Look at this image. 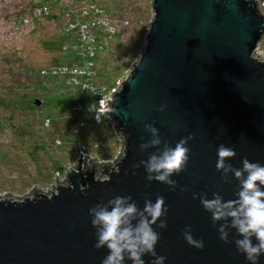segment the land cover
Listing matches in <instances>:
<instances>
[{
    "label": "water",
    "instance_id": "1",
    "mask_svg": "<svg viewBox=\"0 0 264 264\" xmlns=\"http://www.w3.org/2000/svg\"><path fill=\"white\" fill-rule=\"evenodd\" d=\"M151 11L136 63L118 92L105 99L116 109L109 115L123 145L121 156L102 168L104 178L95 177L97 163L83 172L80 155L78 172H69L49 195L0 199V264H101L109 253L106 246L94 247L89 209L116 196H131L140 209L146 199L154 203L163 196L166 213L153 229L164 264H250L237 251L235 240L242 237L228 229L229 242L222 241L218 229L224 221L213 226L200 196L238 198L234 173L225 183L216 170L221 144L236 152L226 160L236 169L245 158L264 165V61L254 55L264 17L254 0H151ZM145 124L158 129L161 150L165 143L174 148L182 138L194 137L186 145L185 170L170 177L175 190L149 183L143 165L133 167L157 153L155 147L140 150L152 138ZM161 220L166 228L159 227ZM188 226L194 239L203 240V249L184 239ZM252 242L258 243L255 237ZM142 259L152 264L154 257ZM124 264L133 262L125 258ZM258 264H264V254Z\"/></svg>",
    "mask_w": 264,
    "mask_h": 264
},
{
    "label": "rangeland",
    "instance_id": "2",
    "mask_svg": "<svg viewBox=\"0 0 264 264\" xmlns=\"http://www.w3.org/2000/svg\"><path fill=\"white\" fill-rule=\"evenodd\" d=\"M43 1L45 0H0V98L11 103L13 98L21 101L19 109L13 112L10 103L7 110L0 107V111H5L0 112L1 115L8 116L0 127V152L5 155L0 160V199H26L35 195V192L49 195L56 186L62 184L66 170L76 162L78 150L87 146V152L93 154L96 149L91 137L98 132L94 138L101 140L104 133V129L101 132L88 124L83 133L86 136L84 144H78L79 148L75 149L69 143H74L77 139L71 134H75L77 116L59 114L62 119H50L49 122L47 115L52 110L56 112L57 107L48 106L37 110L30 107L31 112L25 109L29 100L34 97L38 101L53 103L47 98L62 96L63 91L68 90L62 83L63 78L61 80L60 77L42 75V71L51 69L56 64L72 63L67 61L72 60V52H64L63 46L73 45L78 38L77 33L62 32L66 19L62 20L60 16L63 8L60 4H51L52 17H49L50 14L46 15L47 18L34 16V6ZM101 1L110 11L108 17L117 28V37L114 42L104 43L103 51L98 55L99 76L101 72L109 71L111 66L125 63V49H131L137 38V34L133 32L135 24L140 23L146 27L140 39L141 48L136 50V58L129 63L122 76L116 79L120 80L127 75L142 51L145 34L152 20L151 2L148 18L141 19L143 17L140 11L131 7L126 9L132 0ZM64 3L63 1L62 5ZM21 17L29 19L28 25L17 28L16 23ZM257 54L264 56V44L258 47ZM49 130L52 132L48 133ZM57 136L62 137H59V142L64 140L67 144L59 146L56 139L55 144L60 148L54 147L53 141ZM107 143L101 144V151H105ZM98 154L96 155L99 156ZM58 165L63 167L62 172L55 173Z\"/></svg>",
    "mask_w": 264,
    "mask_h": 264
},
{
    "label": "clouds",
    "instance_id": "3",
    "mask_svg": "<svg viewBox=\"0 0 264 264\" xmlns=\"http://www.w3.org/2000/svg\"><path fill=\"white\" fill-rule=\"evenodd\" d=\"M164 107L161 106L159 110L164 111ZM97 111L96 118L99 120L100 115L113 113L116 109L101 99ZM144 127L151 133L152 138L142 143L140 150L146 151L155 147L157 153L133 167L139 168L143 165L148 173L146 179L149 183L155 180L175 190L177 182L170 177L185 170L189 160V148L186 145L194 137L190 134L182 138L174 148L165 143L161 150L159 146L162 141L158 129L153 124H145ZM217 154L216 170L221 172L222 180L228 183L229 173H234L235 179L239 181L240 189L236 193L238 198L224 201L218 193H213V198L208 199L205 193L200 196L201 204L211 213L214 227L217 222L224 221L218 229L220 239L228 243V229H235L237 235L242 237L235 240L237 251L244 254L250 264H258L259 257L264 254V165L249 162L245 158L242 160V169L234 168L226 160L234 158L236 152L223 144L218 147ZM164 203L163 196H157L154 203L146 199L143 209H140L131 196H116L107 204L101 202L89 209L91 224L96 229L97 236L94 247L101 249L106 246L109 253L101 264H124L125 258L133 264H145L142 259L145 254L154 257L152 264H164L166 257L158 256L155 251L159 234L153 229L157 220L166 213ZM159 227L166 228V222L161 220ZM191 232V227H186L183 232L184 239L189 245L203 249V240L194 239ZM253 237L258 243L253 244Z\"/></svg>",
    "mask_w": 264,
    "mask_h": 264
},
{
    "label": "trees",
    "instance_id": "4",
    "mask_svg": "<svg viewBox=\"0 0 264 264\" xmlns=\"http://www.w3.org/2000/svg\"><path fill=\"white\" fill-rule=\"evenodd\" d=\"M63 1L65 3L62 5ZM99 1H100V3H99ZM101 2H102L101 0H82V1L45 0V1L41 2L36 7H39L42 5L46 6L47 15L49 16V14H50L49 17H52L53 12H51L52 11L51 4H53V3L60 4L63 7L61 9L62 11L60 12V16H61L62 20L66 19V21L69 20L71 22H74V21L82 22V21L87 20V18H83L81 16L82 9L88 7L89 5H93V6H96L97 8H99L101 11H103L104 17L107 18L108 20H110L108 17L110 11L105 6H103L101 4ZM149 2H151V0H132V3L128 4L126 6V9L128 10L129 7L133 8V9H137V11L141 12V15L143 17L141 19H147L148 15H149V8H150ZM36 7L34 6V8H36ZM143 7H145V9H143ZM45 17L47 18V16H45ZM111 23H113V20L111 21ZM65 24H66V22L63 25L65 26ZM135 25L136 26H135V28H133V32L137 34V38L134 39L133 47L131 49H125V60H126L125 63H123L121 65L118 64L117 66H111L109 68V71L105 70V71L101 72V76H99L100 74L97 70V58H98L99 53L103 51V45L105 43L103 39L105 38L106 34H104L102 28L95 30V32H96V37H95V43L96 44L95 45L96 46H95V51H94V57L91 59L92 64H93L92 69L95 73V78H94L93 84L98 88H104L105 89L104 94L110 93L111 89H113L115 87L116 82L118 81L116 79H118L119 77L122 76L125 69L128 67L129 63L131 61H133V59L136 58V50L141 48L140 39H141L144 31L146 30V27H145V25H140V23H137ZM115 29H116L115 34L112 36L110 41H108L106 43L114 42L115 38L117 37V28H115ZM62 32L64 34L69 33V32H64V30H62ZM261 44H264V42H262ZM77 45H79L78 38L75 39V43L73 45L63 46L64 52H68V51L72 52V54H73L72 60H67V61H71L72 63L69 62V64H56V65H53L55 67L52 66V68H51L52 70L51 69H48V70L53 71L55 69H60L63 67H71L72 65H75L76 64V53L74 51V48ZM45 71H47V70H45ZM47 75H50V74H47ZM53 78H56V77H53ZM60 79L63 80L64 78L62 79V77H60ZM64 81H65V79H64ZM64 81H62L63 84H65ZM64 86L68 90H64L63 93L61 94L62 96H59V97L58 96H56V97L51 96L52 98H50V97L47 98V100L49 102L53 101V103L40 101L41 105L39 106V105H37V102H36L37 98L34 97V98H32V100H29V104H27L28 106H27V108H25L26 111L31 112V110H29L30 107H32V109L37 110V109L46 108L48 106H55V107H57L56 109H58V110L56 112H53L55 110H52L50 115H52L53 117L50 115H47L49 118V122H51L50 119H52V120L62 119L61 117H59V114H62L63 116H65V114H68V115L73 114V115H75V117L77 116L76 121L78 123L75 125V130H76L75 134H73L71 132V134L74 135V137H76L77 139L74 143L73 142L69 143V145L74 146L75 149L79 148L78 144H81V143L84 144L83 140L86 136H84L83 133L87 130L86 127L88 124L95 129H99L100 131L102 129H104L103 130L104 133L101 135V140L94 138V137H97L98 132H95L96 135L94 137H91V139H94V141H92L93 147L96 146V148H97L96 150H94L95 151L94 155L98 154L97 152H99V154H98L99 156H97L99 159L111 160L117 154V151L120 147L121 141H120V138L114 134V132L111 128V124L108 122V120L106 118H104V116L100 115L99 122H97L96 121L97 120V118H96L97 114L93 111H90L91 106H93L95 108L98 107L100 96H98V97L95 96L94 98H92L91 96L83 93L81 91L80 87H78V86L69 87L66 84ZM12 102L13 103H11V101L6 102L4 99L0 98V107L2 106L3 110L4 109L7 110L6 107L10 103V105H12L11 106L12 112L15 110H18L19 106H21V101H19L18 98H13ZM79 107H80L79 111H76V110L73 111L72 110L73 108L78 109ZM0 112L4 113L5 111H0ZM7 117L8 116H5V115L2 116L0 113V127L4 124L3 122H4V120L6 121L5 118H7ZM79 123H81V126H79ZM51 132H52L51 130L48 131V133H51ZM59 137H61V136H57L55 138V140L53 141L54 147H56V148H60V147L56 146L57 144H55L56 139H58L57 143L59 146L60 145L63 146V143L67 144L64 140H63V142H59ZM77 141H79V142H77ZM103 143H107L105 151L100 150L101 144L103 145ZM85 145H86V143H85ZM101 152H105V154L102 155ZM4 158H5V155L0 152V160L4 159ZM62 168L63 167L58 165V167L56 168V170L54 172L60 173V172H62Z\"/></svg>",
    "mask_w": 264,
    "mask_h": 264
},
{
    "label": "built area",
    "instance_id": "5",
    "mask_svg": "<svg viewBox=\"0 0 264 264\" xmlns=\"http://www.w3.org/2000/svg\"><path fill=\"white\" fill-rule=\"evenodd\" d=\"M76 1H82V0H76ZM254 1L257 3L258 9L264 17V0H254ZM46 15H47L46 6L42 5V6L36 7L34 16L45 17ZM81 16L83 18H87V20L82 21V22H77V21L71 22L67 20L64 26L65 32H73L75 34L77 33L78 35L79 45H77L74 48V51L76 53V64L72 65L71 67H63L60 69H55L53 71H51L52 69L47 70V71H42V75L50 74L47 76L62 77L65 79V81L63 80L65 84L68 85L69 87L78 86L80 87L83 93L91 96L92 98H94L95 96L97 97L100 96L98 107L97 108L93 106L90 107V111H93L98 115L97 110L100 107V100L101 99L105 100L106 97L112 96L116 92H118L122 79L116 82L115 87L111 89L110 93L108 94H104V90H105L104 88H98L93 84L95 73L92 69L93 64H92L91 59L94 57V51H95V46H96L95 45L96 44L95 43V37H96L95 30H98L101 28L103 29L104 34H106L103 40L106 43L110 41L112 36L115 34L116 29H115L114 24L111 23L110 20L104 17L103 11H101L96 6L89 5L88 7L83 8L81 11ZM28 22H29L28 18L27 19L20 18L18 20V23H16V27L19 28L20 26L28 25ZM262 38H264V35ZM260 45H261V41L257 45L254 55L258 57L260 60L264 61V56H260L257 54L258 47ZM40 77H43V76H40ZM72 110L79 111L80 107L78 109L73 108ZM102 116H104V118L108 120V122L111 124V128L114 134L117 137H119L115 131V124L110 121V115L104 114ZM96 121L99 122L98 119ZM122 148H123V145L121 143L117 151V154L111 160H101L97 157V155H93L94 153L93 154L88 153L87 147L83 146L81 149L78 150V152L75 155L76 162L66 170V173L64 175L63 182L61 185H63L66 182V176L69 172H78V170L75 167H76L78 160H80V155H81L80 166L83 172L93 170L95 163H97L99 174H95V177L104 178L105 176L101 172L102 168L106 165H113L115 161L121 156ZM94 149H97L96 146H94Z\"/></svg>",
    "mask_w": 264,
    "mask_h": 264
}]
</instances>
